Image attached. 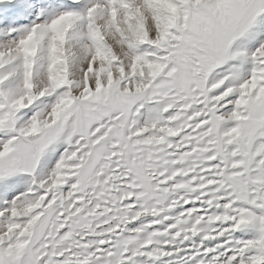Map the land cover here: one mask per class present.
Instances as JSON below:
<instances>
[{
	"label": "snow or ice",
	"instance_id": "1",
	"mask_svg": "<svg viewBox=\"0 0 264 264\" xmlns=\"http://www.w3.org/2000/svg\"><path fill=\"white\" fill-rule=\"evenodd\" d=\"M0 264H264V0H0Z\"/></svg>",
	"mask_w": 264,
	"mask_h": 264
}]
</instances>
